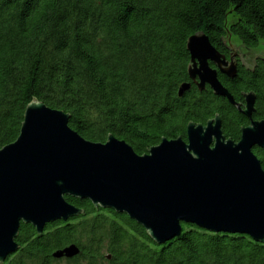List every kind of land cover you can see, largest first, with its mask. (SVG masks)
I'll use <instances>...</instances> for the list:
<instances>
[{"label": "trees", "instance_id": "1", "mask_svg": "<svg viewBox=\"0 0 264 264\" xmlns=\"http://www.w3.org/2000/svg\"><path fill=\"white\" fill-rule=\"evenodd\" d=\"M199 32L219 53L229 36L257 47L264 0H0V149L17 139L33 101L69 114L82 138L104 143L113 135L138 155L163 138L186 140L190 122L215 116L223 136L237 142L244 116L188 77L186 43ZM217 78L237 105L254 93L253 118L264 119V60L234 79ZM253 153L264 170V149ZM65 200L82 214L47 224L38 236L21 223L8 264H264V243L247 235L182 223L180 237L160 246L125 214ZM71 244L80 248L76 257H52Z\"/></svg>", "mask_w": 264, "mask_h": 264}, {"label": "water", "instance_id": "2", "mask_svg": "<svg viewBox=\"0 0 264 264\" xmlns=\"http://www.w3.org/2000/svg\"><path fill=\"white\" fill-rule=\"evenodd\" d=\"M186 49L188 77L199 92L208 86L237 106L217 78V71L235 78L236 64L202 32L188 38ZM190 87L181 85L178 96ZM244 98V108H237L249 125L241 128L238 142L223 136L215 116L205 124L190 122L186 140L163 138L144 155L113 135L104 143L88 141L68 126L69 114L30 103L17 139L0 149V264L18 251L21 223L41 235L47 224L82 214L66 196L125 214L160 246L180 237L182 223L264 243V170L253 153L264 149V119H251L254 94ZM79 253L71 244L52 257Z\"/></svg>", "mask_w": 264, "mask_h": 264}, {"label": "flooded vegetation", "instance_id": "3", "mask_svg": "<svg viewBox=\"0 0 264 264\" xmlns=\"http://www.w3.org/2000/svg\"><path fill=\"white\" fill-rule=\"evenodd\" d=\"M232 38H234V37H232V36H229V39H227V40H225L224 42H223V44H224V50H223V52L222 53H219V54H221L222 56H224V58H225V60L228 62V63H230V62H233V63H235L236 64V70H237V73H238V71L240 70V69H244L245 71H253L257 66H258V64H260L263 60H264V50H258V46L257 47H246V46H244V45H242L241 43H239L238 42V40H237V42H236V44H235V42L234 41H232ZM210 67H212L213 69L215 68V66L214 65H212L211 63H210ZM217 72H219V71H217ZM220 73V72H219ZM220 74H222V73H220ZM224 75V74H223ZM225 76V75H224ZM237 76V75H236ZM228 78V77H227ZM236 78V77H235ZM229 79V78H228ZM234 79V78H233ZM206 87H208V86H205V88ZM205 88H204V90H205ZM202 92V91H201ZM252 93V92H251ZM245 94H248V93H244V95ZM252 94H254V93H252ZM244 95H243V98H244ZM254 96H255V102H254V112L252 113V115H251V119L253 120V121H259V120H255L254 118H253V114H255L256 113V106H255V104H256V101H257V98H256V95L254 94ZM228 102V101H227ZM236 104V103H235ZM237 105V104H236ZM237 106H239V108L242 110L243 108H244V106H245V98H244V101H243V103H241V104H238ZM237 106H233V107H235L239 112H240V110L237 108ZM241 113V112H240ZM242 114V113H241ZM243 116V115H242ZM244 118L246 119V121H247V125L246 126H248L249 125V121L247 120V118L244 116ZM245 126V127H246ZM240 139V138H239ZM239 141V140H238ZM237 141V142H238ZM36 232V231H35ZM19 234V233H18ZM36 236H38L37 234H36ZM16 242L18 243V245H19V248H20V244H19V240H18V235H17V238H16ZM19 250V249H18ZM15 254V253H14ZM14 254H12V255H14ZM12 255H10V256H8L7 257V259L2 263V264H8V259H9V257H11ZM73 259V258H72ZM60 260H71V259H64V258H62V259H60Z\"/></svg>", "mask_w": 264, "mask_h": 264}, {"label": "rangeland", "instance_id": "4", "mask_svg": "<svg viewBox=\"0 0 264 264\" xmlns=\"http://www.w3.org/2000/svg\"><path fill=\"white\" fill-rule=\"evenodd\" d=\"M232 41H234L235 44H236V42H237V40H236L235 38H232ZM258 50H259V51H260V50H264V42H260V43H259Z\"/></svg>", "mask_w": 264, "mask_h": 264}]
</instances>
